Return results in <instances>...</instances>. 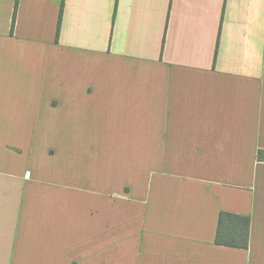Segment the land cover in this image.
<instances>
[{
    "label": "crops",
    "instance_id": "obj_1",
    "mask_svg": "<svg viewBox=\"0 0 264 264\" xmlns=\"http://www.w3.org/2000/svg\"><path fill=\"white\" fill-rule=\"evenodd\" d=\"M259 149L264 0H0V264H264Z\"/></svg>",
    "mask_w": 264,
    "mask_h": 264
},
{
    "label": "trees",
    "instance_id": "obj_2",
    "mask_svg": "<svg viewBox=\"0 0 264 264\" xmlns=\"http://www.w3.org/2000/svg\"><path fill=\"white\" fill-rule=\"evenodd\" d=\"M61 12L62 4L57 22V33L61 20ZM257 159L264 161V150L259 149L257 151ZM249 225L250 218L248 216L221 211L218 216L215 243L227 247L247 248Z\"/></svg>",
    "mask_w": 264,
    "mask_h": 264
},
{
    "label": "built area",
    "instance_id": "obj_3",
    "mask_svg": "<svg viewBox=\"0 0 264 264\" xmlns=\"http://www.w3.org/2000/svg\"><path fill=\"white\" fill-rule=\"evenodd\" d=\"M29 175V173H27V176Z\"/></svg>",
    "mask_w": 264,
    "mask_h": 264
}]
</instances>
